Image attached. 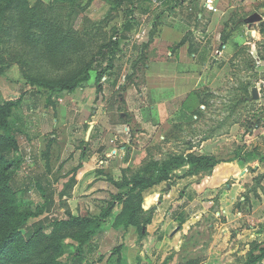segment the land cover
I'll return each instance as SVG.
<instances>
[{"label": "rangeland", "instance_id": "rangeland-1", "mask_svg": "<svg viewBox=\"0 0 264 264\" xmlns=\"http://www.w3.org/2000/svg\"><path fill=\"white\" fill-rule=\"evenodd\" d=\"M198 12L188 11V0H0V106L11 107L7 126H0V240L14 232L0 248V264H72L79 248L87 264H264V168L255 176L245 165L240 173H225L222 182L208 183L201 176L205 166L188 177L190 166L180 163L193 146L196 158L229 160L246 159L254 143L263 145L264 120L252 126L255 117H264V90L253 101L248 87L219 82L220 96L208 93L204 106L170 108L148 151L136 150L133 161L127 157L132 163L124 171L137 180L135 189L109 182L78 185L71 176L84 156L92 105L107 94L115 117L120 111L130 116L117 97L129 84L142 85L153 34L176 25L186 30L184 39L196 52L201 39L188 33V22ZM162 13L176 22H160ZM208 19L204 14L198 30ZM246 54L242 48L236 63H248ZM232 59L224 74L228 81L238 75ZM241 70L239 75L247 73ZM71 86L96 88L97 100L84 104L86 92L81 105L72 103L66 97ZM93 136L104 138V131L96 127ZM204 138L208 145L201 152ZM88 145L95 152L99 144L94 139ZM151 158L167 159L174 169L142 181L141 169ZM90 187L94 192L85 194ZM139 191L145 200L124 199ZM154 191L160 198L150 202ZM167 192L170 197L163 198ZM159 204L168 228L153 237L142 226L150 207ZM70 217L90 222L70 223ZM98 217L105 219L95 226ZM19 221L38 239L30 243ZM179 221L188 231L174 250L169 231ZM26 244L31 249L21 254Z\"/></svg>", "mask_w": 264, "mask_h": 264}, {"label": "crops", "instance_id": "crops-1", "mask_svg": "<svg viewBox=\"0 0 264 264\" xmlns=\"http://www.w3.org/2000/svg\"><path fill=\"white\" fill-rule=\"evenodd\" d=\"M182 3L183 1H180L177 5ZM205 4L213 6L214 11L205 7ZM197 7L200 12L196 13L193 22H188V33L193 32L196 38L203 40H199L201 48L196 52H190V43H181L186 30L176 25L174 27H158L152 36L153 47L143 72L142 85L129 84L124 93H119L117 97V104L119 106L124 104L130 116H127L125 111H120L119 115L115 117L116 110H109L106 105L109 99L107 94L104 96V101L98 100L97 104L92 105L93 114L81 149L84 156L71 175L75 183L89 185L97 182L112 184L113 181L118 183L123 181L128 177L127 171L124 170L130 167L131 161L134 160H132L134 152L141 148H143L141 154L148 151L149 146L153 144L149 141L154 140L158 133L157 128L160 127L158 124H162L170 116L169 109L186 108V104H188V109L193 111L195 103L204 106L207 103V97H209L208 93L220 96V92L216 89L219 82L222 85L234 84L237 87L240 84L241 89L248 87L250 94L252 87H256L258 97L260 96V91L264 90V0H199L198 5H195L194 1L188 0V11L193 12V9ZM204 14H208L209 19L203 23L206 25L202 26V30H198L197 25L203 22ZM160 17L162 23L176 22L172 14L162 13ZM253 19L257 20L253 21ZM242 48L246 50L249 59L246 64L236 63L237 60H235ZM217 50H219V54H216ZM231 59L232 63L236 64L234 67L238 65L240 67V69L239 67L233 69L238 74L234 81H228L224 77L227 70L231 69L228 67ZM241 68L247 72L243 76L239 75V70L243 72ZM86 92L89 97L84 104L97 100L96 88L66 90L68 93L66 97L70 96L69 100L72 103L78 102L81 105L83 103L81 97ZM193 117L196 118V115ZM255 119L252 130L258 126L262 119L264 120V117H255ZM173 122L177 123L176 119ZM96 127H100L104 131L105 139L101 136L94 138L93 132ZM260 134L264 137V129ZM161 138L163 137L161 136ZM94 139L99 144L96 151H87L88 144ZM134 140L141 144L137 145L138 148L134 146ZM207 142V138L201 140L198 151L202 152L203 148H207ZM194 151H196V147L193 146L188 154L194 155ZM249 152L250 156L246 159L244 156H238L229 160L206 154L217 163L210 171L201 176H206L208 183H219L222 182L225 173L233 175L240 173L245 165L251 166V171L256 172L255 176H262L260 169L264 168V144L254 143L249 148ZM128 156L131 161L127 160ZM96 159L99 160L96 161ZM150 160L161 159L151 158ZM183 164L188 165V168L190 166L189 163ZM193 174L196 175V173ZM193 174L188 173V177H192ZM86 177H88L87 180ZM92 192H94V188L90 187L85 194ZM160 194V192L154 191L148 200L154 202L155 198H160ZM170 195L171 193L167 192L163 198H169ZM145 197L146 195L142 193V201L145 200ZM183 198L188 199V195H184ZM245 200L244 197L243 201ZM143 208L145 209L144 206H142ZM150 208H153L152 218L144 230L154 237L155 234L159 235L161 230L167 229L168 227L165 226L168 223L161 215V204ZM177 214L173 213L175 218ZM183 223L184 221H179L177 227H172L169 231L172 239L171 248L174 250L178 246L177 238L188 231L187 227L181 226ZM194 263L199 264L196 261Z\"/></svg>", "mask_w": 264, "mask_h": 264}, {"label": "trees", "instance_id": "trees-1", "mask_svg": "<svg viewBox=\"0 0 264 264\" xmlns=\"http://www.w3.org/2000/svg\"><path fill=\"white\" fill-rule=\"evenodd\" d=\"M130 25V23L126 24V28H128ZM189 34H193V32H189ZM185 37V36H184ZM186 42V40L183 38L181 43ZM190 43V42H189ZM190 52H194V48L193 45L190 43V48H189ZM68 89V88H67ZM74 89L72 86L69 87L68 90ZM11 107L7 106V105H2L0 106V126L1 127H6L7 126V121L5 119L6 114H8L9 110ZM173 156H169L170 159ZM169 160V159H168ZM189 163L190 168L188 170V173H197L199 170H202V168H204V166L207 168V171H210L212 169V167L217 163L216 160H214L212 157L206 156V155H201L200 158H196L194 155L192 154H188L186 155L183 159H181L180 163ZM170 162L167 161V159H161V160H148L143 168L141 169L143 176H142V181H146V179H151V178H157V174L161 171V172H166L167 174H169L172 171V166L171 168L168 167V164ZM175 165V164H174ZM174 167V166H173ZM190 171V172H189ZM137 180L131 179L129 177H126L123 179V181L121 182H112L113 185H116L118 187H124V188H131V189H135L138 185V183L136 182ZM154 184L159 183V181L157 180H153ZM142 192L143 191H139L137 193H130L127 192V194L124 196L125 200H128L129 198H134L136 200H138L139 202L142 201ZM139 207V206H138ZM143 209L141 207L140 204V208L138 209V212H142ZM152 213H153V208H151V215L150 217L144 222V226L145 227L147 224L150 223V220L152 218ZM142 214V213H141ZM104 217H98L96 220V225H99L98 223L100 222V225L103 224L104 221ZM93 222V220H91ZM99 221V222H98ZM86 223V222H90L89 219H81L78 217H70V223ZM17 226H23L26 229L25 232V236H27L30 240V243L32 241H35L38 239V234L33 233V231H31V227L25 225L24 223H21V221H19L18 223H16ZM20 226V227H21ZM14 235V232H11L7 235H5L1 240H0V248L2 246L5 245V243L9 240V238H11ZM30 248V244H26V246L22 249V253L21 254H27L29 252ZM75 259L72 260V264H87V261H84V252L82 251V249H77V251H75L74 253ZM192 263H194L192 261Z\"/></svg>", "mask_w": 264, "mask_h": 264}, {"label": "water", "instance_id": "water-1", "mask_svg": "<svg viewBox=\"0 0 264 264\" xmlns=\"http://www.w3.org/2000/svg\"><path fill=\"white\" fill-rule=\"evenodd\" d=\"M257 19H253V21H256ZM251 98L252 100H256L258 98V92L256 87H252L251 89Z\"/></svg>", "mask_w": 264, "mask_h": 264}, {"label": "built area", "instance_id": "built-area-1", "mask_svg": "<svg viewBox=\"0 0 264 264\" xmlns=\"http://www.w3.org/2000/svg\"><path fill=\"white\" fill-rule=\"evenodd\" d=\"M207 1H209V0H207ZM206 6H207L210 10L214 11L213 6H208V5L205 4V7H206ZM216 54H219V50L216 51Z\"/></svg>", "mask_w": 264, "mask_h": 264}]
</instances>
